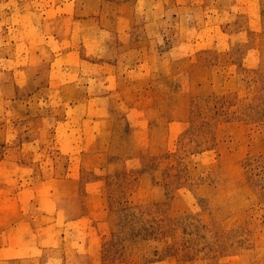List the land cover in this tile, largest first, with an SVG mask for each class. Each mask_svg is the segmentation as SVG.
<instances>
[{
    "label": "rangeland",
    "instance_id": "1",
    "mask_svg": "<svg viewBox=\"0 0 264 264\" xmlns=\"http://www.w3.org/2000/svg\"><path fill=\"white\" fill-rule=\"evenodd\" d=\"M0 264H264V0H0Z\"/></svg>",
    "mask_w": 264,
    "mask_h": 264
}]
</instances>
